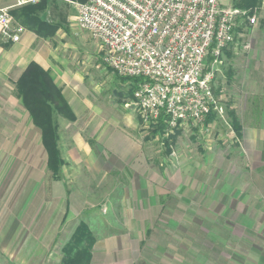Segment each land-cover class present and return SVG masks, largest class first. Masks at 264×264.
<instances>
[{"label":"rangeland","instance_id":"rangeland-1","mask_svg":"<svg viewBox=\"0 0 264 264\" xmlns=\"http://www.w3.org/2000/svg\"><path fill=\"white\" fill-rule=\"evenodd\" d=\"M83 1L60 0L59 27L45 37L66 97L80 104L73 121L54 116L57 180L0 68V264H60L82 222L96 238L92 264H264V0L214 66V117L163 133L78 26Z\"/></svg>","mask_w":264,"mask_h":264},{"label":"built area","instance_id":"built-area-1","mask_svg":"<svg viewBox=\"0 0 264 264\" xmlns=\"http://www.w3.org/2000/svg\"><path fill=\"white\" fill-rule=\"evenodd\" d=\"M11 10L0 7V40L14 43L24 27ZM244 15L221 0H85L75 19L101 44L112 72L131 80V105L141 118L157 124L163 116L177 129L201 123L216 108L214 66Z\"/></svg>","mask_w":264,"mask_h":264},{"label":"trees","instance_id":"trees-1","mask_svg":"<svg viewBox=\"0 0 264 264\" xmlns=\"http://www.w3.org/2000/svg\"><path fill=\"white\" fill-rule=\"evenodd\" d=\"M45 1L40 0L39 4H29L12 9L11 13L16 23L30 29L40 37L49 36L54 31L55 26L49 24L47 20H44L39 15V11L42 10ZM259 3L260 0H232L231 5L251 12ZM15 89L30 117L31 123L40 131L41 145L46 152L47 168L50 170L52 178L57 180L60 167L64 162L58 148L59 137L54 116L61 115L73 121L75 120V115L61 90L52 80L49 72L36 62L31 61L28 63L15 81ZM214 114L215 111L212 106L206 117L207 121L211 120ZM230 118L233 127L238 131L239 126L231 112ZM165 128L164 117L161 116L155 125V132L163 133ZM95 244L96 238L89 227L84 222L80 223L69 241L61 248L62 257L60 264H92Z\"/></svg>","mask_w":264,"mask_h":264},{"label":"crops","instance_id":"crops-1","mask_svg":"<svg viewBox=\"0 0 264 264\" xmlns=\"http://www.w3.org/2000/svg\"><path fill=\"white\" fill-rule=\"evenodd\" d=\"M20 1L21 4H18V2ZM38 1L40 0H8V3L5 5H3L4 3H0V7L12 6V9H15L29 4L34 5ZM57 8L61 14L63 9L60 0H46L42 10L39 11V15L44 20H47L49 24H54L58 26L59 22L53 19V11H56ZM0 41V57H2V54L6 57L5 61H2V64H0V68L3 67L5 73L7 72L12 75L15 82L22 73V71L25 69V67L28 65V63H30L31 61L36 62L42 68L49 72L54 83L59 88H61L62 94L65 96L66 101L70 105L77 119L78 112L80 110V104L78 102L74 103L75 100L73 101L72 98L66 97V89L63 87V82L61 80H58V74L56 72V69L48 59L51 55V47L48 45V43L45 42V37H40L30 29L24 27V31L20 34V40L18 42L13 43L11 41ZM85 105L87 106V104Z\"/></svg>","mask_w":264,"mask_h":264}]
</instances>
